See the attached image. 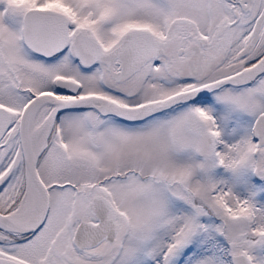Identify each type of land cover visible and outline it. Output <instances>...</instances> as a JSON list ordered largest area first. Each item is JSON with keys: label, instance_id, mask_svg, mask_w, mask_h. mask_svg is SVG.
<instances>
[{"label": "snow or ice", "instance_id": "6c2138e0", "mask_svg": "<svg viewBox=\"0 0 264 264\" xmlns=\"http://www.w3.org/2000/svg\"><path fill=\"white\" fill-rule=\"evenodd\" d=\"M0 264H264V0H0Z\"/></svg>", "mask_w": 264, "mask_h": 264}]
</instances>
